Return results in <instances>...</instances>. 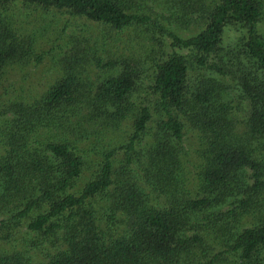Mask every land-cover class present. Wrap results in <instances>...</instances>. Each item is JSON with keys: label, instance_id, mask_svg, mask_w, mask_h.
Listing matches in <instances>:
<instances>
[{"label": "trees", "instance_id": "16d2710c", "mask_svg": "<svg viewBox=\"0 0 264 264\" xmlns=\"http://www.w3.org/2000/svg\"><path fill=\"white\" fill-rule=\"evenodd\" d=\"M262 25L264 0H0V264H264Z\"/></svg>", "mask_w": 264, "mask_h": 264}, {"label": "rangeland", "instance_id": "374dc122", "mask_svg": "<svg viewBox=\"0 0 264 264\" xmlns=\"http://www.w3.org/2000/svg\"><path fill=\"white\" fill-rule=\"evenodd\" d=\"M260 30L262 32H264V25L260 26ZM241 36V32L238 28L234 27V26H228L227 28H225L224 31V39H226V41L228 42H232L234 40L237 41V39H239ZM170 50L173 51H178L181 53H188V50H178V48H172L170 47ZM29 70V74H27V77L30 81L32 82H37L38 80L40 82V84H44L46 83L48 80H50V76H51V72L48 67H47V59L44 60V62H42L41 64H39L36 67H30ZM23 80V79H22ZM25 83L29 84V82H27L26 80H23ZM47 86H44L43 88H45Z\"/></svg>", "mask_w": 264, "mask_h": 264}]
</instances>
